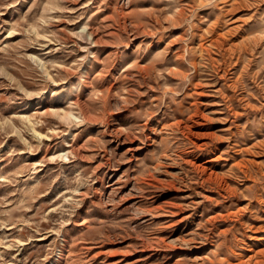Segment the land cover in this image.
<instances>
[{
    "label": "rangeland",
    "instance_id": "rangeland-1",
    "mask_svg": "<svg viewBox=\"0 0 264 264\" xmlns=\"http://www.w3.org/2000/svg\"><path fill=\"white\" fill-rule=\"evenodd\" d=\"M0 264H264V0H0Z\"/></svg>",
    "mask_w": 264,
    "mask_h": 264
}]
</instances>
